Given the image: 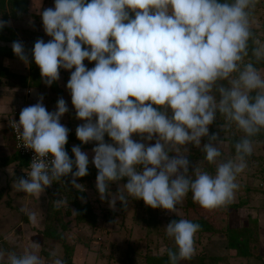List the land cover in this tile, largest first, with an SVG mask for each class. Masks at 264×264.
I'll list each match as a JSON object with an SVG mask.
<instances>
[{
    "label": "clouds",
    "instance_id": "clouds-1",
    "mask_svg": "<svg viewBox=\"0 0 264 264\" xmlns=\"http://www.w3.org/2000/svg\"><path fill=\"white\" fill-rule=\"evenodd\" d=\"M258 3L55 0L54 9L41 13L44 31L52 39L35 42L34 61L49 86L59 79L61 68H74L67 89L77 119L86 121L76 135L82 143L98 142L92 163L98 169L96 187L102 200L109 182L127 177L110 201L113 206L116 199L126 205L130 196L153 209L177 212L189 193L209 211L233 202L238 177L249 166L257 137L264 134V67H258L264 64V41L254 30ZM7 23L0 20V28ZM12 48L27 62L20 41ZM85 60L95 66L88 69ZM39 99L24 107L13 123L23 145L35 153L27 178L13 186L36 197L69 174L80 188L76 178L88 174L89 164L80 146L72 148L74 160L65 150L69 130L60 123L68 111L65 100L60 98L50 113L43 96ZM217 114L223 120V139L209 135ZM105 134L114 143H105ZM133 134L147 141L155 137V143L137 142ZM206 136L204 162L189 174L190 161L181 148L189 143L200 147ZM226 142L234 155L223 158ZM205 163L214 169L209 171ZM20 211L35 223L34 213L26 207ZM200 230L199 223L185 218L166 225V236L175 246L167 249L169 264L194 256ZM39 247L33 242L23 252L0 248V264H45ZM48 257L50 264H65L55 250Z\"/></svg>",
    "mask_w": 264,
    "mask_h": 264
},
{
    "label": "trees",
    "instance_id": "trees-1",
    "mask_svg": "<svg viewBox=\"0 0 264 264\" xmlns=\"http://www.w3.org/2000/svg\"><path fill=\"white\" fill-rule=\"evenodd\" d=\"M90 2V0H89ZM259 13L261 8H256ZM29 12V0H0V20L8 22L10 19L22 20L23 16ZM255 12V14H257ZM134 17V13L131 14ZM254 30L257 36L264 41V27L254 26ZM29 34L21 33V36L18 35L11 27L8 26V23L0 28V41L9 43L11 46H1L0 45V70L3 73L4 78H6V83L10 87L15 88H35L40 87L43 81V78L40 73L39 67L35 64L33 49L34 44L38 39H43L42 33L39 31L31 32ZM15 41H20L24 46V53L28 57V66L29 74L28 76H16L10 72V70L3 65V59H19L21 60L13 51L12 44ZM84 47H87L85 45ZM95 65V62H91ZM258 67H264V64L258 65ZM63 73L65 82L67 84L70 79V74H64L63 69L59 70ZM58 82L54 81L51 84V88L59 89ZM223 123L222 117L217 114V117L213 124L209 125V135L217 133L216 127L220 128V125ZM225 133V132H223ZM239 135V134H237ZM106 137L109 138L107 134ZM258 143L264 145V134H261L257 137ZM78 146L81 149L92 147L91 144L82 143L78 138L75 140ZM71 142V137L67 138V152L71 159H75V156L69 146ZM209 142V137L201 138V146L196 147L194 144L190 143L188 149L187 159L190 161L189 174L194 170L195 166H199L204 162V153L202 147L205 143ZM223 153V158L234 155V149L231 147L230 143H227V148L225 150L221 149ZM13 161H19V170H17L16 177L21 178L22 170L26 164L27 159L20 156L16 151L15 154L10 158ZM209 171L214 169V165H203ZM75 166L73 171H75ZM94 172L93 179H96L98 175V170H92ZM247 177L254 179L255 184L250 183H240V191L238 195V202L231 203L224 207L215 209V210H205L201 208L198 204L194 203L191 198V193L185 198V204L179 206L178 208L183 209L185 217L176 216L173 220H178L179 218H185L192 222L199 223L201 225V230L196 234L195 238V254L190 260L180 261L179 264H230L231 261H238L246 264L248 260L255 258L264 263V255L260 253L259 243L255 239V233L257 229V222L251 221L248 227L246 228H231L228 225L229 222V210L234 209L238 210L242 207L248 206L252 200L260 199L259 196H264V156H259L255 152L252 157L249 159V166L238 178L237 182H242ZM70 184L71 174L67 177H63ZM83 178V177H82ZM243 179V180H242ZM128 178H122L119 181L109 182V184L117 185L119 183H127ZM247 180V179H246ZM86 186L94 187L93 182L84 181ZM56 189L62 192L61 187L57 186ZM67 202L70 206V210H63L56 200H49L47 213L45 220L43 221L44 225L39 233L42 234L44 238V243L42 247V255L48 256V252L53 250L51 248L52 244H58L62 248V252L59 255L61 259L65 261V264H78L75 260V250L77 243L68 239L66 232L68 228L73 223L78 225L86 224L94 227L99 222V216L96 213L94 206L87 200V194L84 190H66ZM118 208L121 211L126 208L125 204L120 202ZM106 214L109 213L108 210H105ZM123 212V211H122ZM116 214V211H113L112 216ZM68 218V220H66ZM73 219V220H72ZM225 220V222H224ZM155 234L163 239L164 241V250L162 254L154 252L153 254L149 253L147 246L144 250L139 253H135L131 246H129L126 253V262L127 264H169L167 249L174 248V243L166 236L165 228L158 229L156 228ZM150 233L146 232V237L148 238ZM210 235H224L227 240V248L235 251L233 255H211L206 249L207 238ZM0 239L2 235L0 234ZM149 239V238H148ZM4 240V239H3ZM52 243V244H51ZM5 246V241L2 243Z\"/></svg>",
    "mask_w": 264,
    "mask_h": 264
},
{
    "label": "rangeland",
    "instance_id": "rangeland-1",
    "mask_svg": "<svg viewBox=\"0 0 264 264\" xmlns=\"http://www.w3.org/2000/svg\"><path fill=\"white\" fill-rule=\"evenodd\" d=\"M49 0H33L32 6L30 5L29 12L30 14L27 16L26 20L23 23H17L18 27L22 26V29H27V32H35L31 30H36L39 28L40 31H44L43 22H42V16L41 13L49 7ZM257 8H261L260 12L255 14V18L257 21V24L254 25L256 27H264V0H259V3L257 5ZM34 28V29H33ZM22 30V31H23ZM30 30V31H29ZM20 33V32H19ZM21 34V33H20ZM46 34V32H45ZM32 34H29L31 36ZM88 62V61H87ZM85 66H88L89 69L93 68L95 65L91 64V62L85 63L83 62ZM21 64V63H18ZM17 63L12 62L11 67L14 68ZM63 69V68H61ZM64 74L68 73L71 75V71H74V68L72 70H65L63 69ZM59 77L61 78L63 76V73L59 71ZM5 81V79H4ZM64 80L61 78L60 82L63 84ZM46 87H50L51 85H47L45 83ZM28 89H31V93H28ZM27 92L25 91L24 95L27 100V106L35 105L36 97L37 95V89L34 88H28ZM51 91V92H50ZM48 95H46V99L42 100L43 103L47 104L52 108L54 111H56L55 107L57 104L51 103L52 101L49 99V96H51L54 91L50 90ZM53 92V93H52ZM55 94V93H54ZM59 95V94H58ZM23 98V97H22ZM39 99V97H38ZM66 105L68 108L73 109L74 107L72 105L71 101L66 100ZM26 106V107H27ZM95 118V117H94ZM13 119V118H12ZM61 118L60 120H62ZM217 134L219 135L220 139H223L226 135L223 133L224 131L221 128H217ZM140 137V136H139ZM141 138V137H140ZM155 140V137L153 138ZM105 143L112 144L114 143L111 138L104 137ZM138 142H143L142 140H139ZM146 145H148L150 142H143ZM155 143V142H154ZM217 143V142H216ZM214 143V145L216 144ZM190 143L183 146L181 148V154H183L185 157H187L188 153V147ZM227 148V142L225 145L221 147V149L225 150ZM187 149V151H185ZM262 152L264 154V149L260 147V144L255 145L254 152L258 154ZM170 155H175V153H170ZM22 170V169H21ZM19 179V178H18ZM77 184H79L81 187L87 188V192H93L92 188H88L85 186V184L79 183L80 181L78 178H76ZM54 186L51 185L46 187L45 190H47V195H40L39 197L36 196H27L24 203H21L19 201H11L10 204L5 205L2 209H0V234H4L5 229H8L12 227L16 220L25 219L27 217V220H29L28 215L21 212L20 209L22 207H26L29 212L35 214V223L34 225L30 224L31 227H42L43 228V221L44 216H46L47 208L49 200H56L57 204L63 208V210H70V206L68 205V202L66 201V190H72L74 189V185L70 182V184L62 177L60 181H53ZM118 185V184H117ZM122 185H125L124 183ZM57 186L61 187L60 193L59 191L55 189ZM110 187H108V192L104 204H96L94 201L92 202L94 205V209L96 213L99 216V222L94 227L86 224L78 225L76 223H73L70 228H68V232H66V235L69 240L75 241L77 243L76 250H75V260L78 264H127L126 262V253L129 248V246L132 247L133 251L135 253H139L140 251L144 250V248L147 246L149 249V253L153 254L154 251H156L155 247L156 244L154 242H158L156 240L158 237L153 235L155 233L156 228L161 229L159 226L167 225L169 222L173 220V218L176 217L175 212H170V214L165 217H160V222L153 221V216L155 215V212L150 210L151 207L140 206L141 205V199L137 202V205L135 206L134 203L129 202V206L123 209L121 211L120 208H118V202H121L119 199H116L114 206L110 203V201L115 198L118 195V192L120 191L119 188H114L112 186H116L114 184H109ZM80 187V188H81ZM97 188V187H96ZM117 190H119L117 192ZM19 192V191H18ZM116 192V193H114ZM20 193L23 196V192L20 191ZM24 197V196H23ZM93 198V197H92ZM9 200H6L5 202H8ZM185 201V200H184ZM12 202H14V206H12ZM184 203V202H183ZM132 205V206H130ZM184 205V204H183ZM135 207V208H134ZM5 210V213L2 214V211ZM105 210H108L109 213L106 214ZM116 211V214L112 216L113 211ZM9 213V214H8ZM6 214V215H5ZM6 218H4V216ZM152 216V217H151ZM146 219V220H145ZM41 221V224L39 221ZM68 220V218H66ZM73 220V219H72ZM24 222V220L22 221ZM25 226L24 230H31L27 224H23ZM23 226V227H24ZM40 229V231L42 230ZM37 231L35 227L31 231ZM9 231V230H8ZM13 231V230H12ZM10 231L9 233H11ZM39 231V230H38ZM146 232L150 233L148 238L146 237ZM5 236V234H4ZM5 241L0 239V248L6 249L4 245L2 244ZM152 241V242H151ZM160 241V240H159ZM160 243V242H159ZM162 246L157 247L160 249ZM58 256L62 252V248L60 245L57 244V248L54 249ZM164 250V248H163ZM209 254L211 255H228V251H224L221 247L217 249L215 252L211 249H208ZM45 256L43 255V259ZM45 260V259H44ZM47 261L45 260V264ZM50 264V262H48ZM185 264V262L183 263ZM231 264H240L236 262H231Z\"/></svg>",
    "mask_w": 264,
    "mask_h": 264
},
{
    "label": "crops",
    "instance_id": "crops-1",
    "mask_svg": "<svg viewBox=\"0 0 264 264\" xmlns=\"http://www.w3.org/2000/svg\"><path fill=\"white\" fill-rule=\"evenodd\" d=\"M32 1L33 0H29V8H30V5L32 6ZM48 3H49L48 8L54 9L55 0H49ZM29 14H30V12H28L26 15H24L22 20L10 19L8 21V26L11 27L20 36H21L20 33H22V32L25 33L26 35L30 34L31 32L28 33L27 29L23 30L22 26L21 27L17 26V23H23ZM31 31L41 32L42 36H43V40L45 43H47L49 40L52 39V37L45 34V32L40 31L39 28L36 30L35 29L31 30ZM0 45L1 46H11V44L1 42V41H0ZM87 61L88 60H85V63L89 62V61L88 62ZM12 62L17 63V65H15L14 68L11 67ZM18 63H21V64H18ZM3 65L5 67H7L12 74H14L16 76H28V74H29L28 61L25 62V61L19 60V59L4 58L3 59ZM86 67L88 68V66H86ZM61 78L64 80L63 84H61V82H60ZM61 78L59 77V79L57 80L58 86H56V87H59V89L54 88L55 90H53L50 87H46L45 86V79L43 78L41 86L34 88V89H37L36 90L37 95H35L36 101L34 104H36L37 102H41L40 99H38V97L40 98V96H43V100L46 99V95H48L50 90L54 91V93H55L54 94L52 92L53 94L51 96H49V99L52 101L51 103L57 104V102L60 98H63L65 101L66 100L71 101V93H70V90L67 89V84L65 82L64 75ZM4 79H5V81H4ZM27 89L28 88L22 89V88L10 87L6 83V78H4L3 73L0 70V209L5 207V205L7 206V204H10L9 202H11V201H19L21 203H24L25 202L24 198L27 197L24 192H23V196H24L23 197L22 194L20 193V191L18 192L17 190H15V188L13 186L19 180L16 177L17 170H19V168H18L19 161L10 160V158L15 154V146H14V141H13L11 130H10V122L12 121V118L16 114L17 110L27 106V104H26L27 100H26L25 95H24L25 91L27 92ZM42 104L48 112H50V113L55 112L52 108H50L51 105L48 106L47 104H45L43 102H42ZM72 108L73 109L68 108V111L61 117L63 119L60 120V123L69 130L67 138L71 137V142L69 144L71 150H72L73 146H77V143L75 141H73V139L75 140L77 138L76 128L79 125H82L86 122L84 120L77 119L76 110L74 107H72ZM55 109L57 110V106L55 107ZM95 119L96 118L93 117L94 122H95ZM132 139L137 141V142L139 140H142L143 142H148L147 140L140 138L139 135H137V134H133ZM149 142H150L149 144H154L155 140L152 139ZM213 143H216V142H213ZM88 144H91L92 147L89 146L88 148L81 149L83 152L87 153L88 158H89V164H88V169H87L88 174L86 176H84L83 178L79 177L78 180L80 181L79 183L83 182V184H84V181L93 182L94 187H90V186L85 185L88 188H92L93 192H87V188H85V187L77 188L75 186L73 187L74 189H72V190H84L87 194V200L92 205H94L92 203L93 201L96 204H104L105 199L102 200L100 198V194L96 188V179L92 178L94 175V172L92 170H98L95 167V165L92 163L94 155H95V153L93 152V148L97 146L98 142L90 141V142H88ZM257 144H260V147L264 149V145L262 143H257ZM67 145L68 144L66 143V145H65L66 152H67V148H66ZM188 149H189V147H188ZM257 155L264 156V154L260 151ZM71 179H72V176H71L70 180ZM238 179L240 180V178H238ZM246 179H244V180L242 179L243 180L242 182L241 181L238 182L239 185H240V183L244 184L246 182L250 183V184H255L253 178L247 177ZM122 184L123 183L121 182L118 185L112 186V187H114L115 189L116 188L121 189L123 187ZM51 186L53 187L54 184L52 183ZM240 189H241V187H239L238 191L236 192L235 199L233 200L232 203L238 202V195H239ZM118 191L119 190H117V192ZM47 193H48L47 190L44 189V191L40 195H45V194L47 195ZM114 193H116V192H114ZM118 194H119V192H118ZM125 195H127V194L125 193ZM106 197H108V196L106 195ZM11 198H12V200H11ZM259 198L260 199L252 200L248 206L242 207L238 210L230 209L229 210L228 225L231 228H246L249 226L251 221H256L257 222V229H256V233L254 236H255L256 241L259 243L260 253L262 255H264V196L260 195ZM6 200H9V201L5 202ZM138 201H139V203L142 202L140 206L144 205L146 207V204L142 199L140 202L139 199L133 198L130 196L127 197L126 207L129 206V202L134 203L136 206ZM183 202L177 206V212H175L176 216L185 217L184 213H183L184 212L183 209L178 208L179 206H182L183 204H185V201H183ZM118 203H120V202H118ZM11 205L14 206L16 204H14V202H12ZM130 206H132V205H130ZM150 210L155 212V215L153 217L151 216L153 218V221H155V222H160L159 221L160 217H163V216L167 217L170 214V211L164 210L162 208H156V209L151 208ZM3 213H5V210L2 211V214ZM5 215H3L4 218H6ZM44 218H45V216H44ZM23 220H24V222H22ZM26 220H27V217L25 219L16 220L15 224L12 227L5 229V232H4L5 236H4V234H2L3 239H5V246L4 247H6L7 250H14L17 252H23V250L25 248L30 247L33 242L38 243L40 246L39 252L43 258L42 247H43V243H44V238H43L42 234L39 233V231L42 227L33 226L37 229V231H35V230L31 231L33 229V227H31L30 224L34 225V223H32L30 220H28V221H26ZM41 221L42 220L39 221L40 224H41ZM224 222H225V220H224ZM23 224H27L31 230H24L25 226ZM159 227L165 228L166 225L159 226ZM10 231H12V232L9 233ZM153 235L157 236L155 233ZM156 240H158V242H154L156 244V247H155L156 251H154V252H157L158 246H162L160 249H158V253L162 254L163 248H164L163 247L164 241H163V239H161L159 237ZM207 240H208L207 244H206L207 251H209L208 249H211V252L212 251L215 252L217 249H219V247H221L222 249H224V251L225 250L228 251L229 255H233L236 253L235 251L228 249L226 247L227 246V240L225 239L224 235H210L207 238ZM52 245H54L51 247V248H53V250L55 248H57L56 244H52ZM58 257H60V256H58ZM44 259L47 261L46 264H48V262H50V259L48 256H45ZM231 262L244 264L242 262H238V261H234V260ZM231 262H230V264H231ZM245 263L246 264H264L262 261L257 260L255 258H252Z\"/></svg>",
    "mask_w": 264,
    "mask_h": 264
},
{
    "label": "built area",
    "instance_id": "built-area-1",
    "mask_svg": "<svg viewBox=\"0 0 264 264\" xmlns=\"http://www.w3.org/2000/svg\"><path fill=\"white\" fill-rule=\"evenodd\" d=\"M32 91L31 89H28V93L30 94ZM23 108H20L19 110H17L16 114L14 115L12 121L10 122V130H11V134H12V138L14 141V146H15V151L22 157L27 159V164L26 166L22 169V175L24 178H27V170H30V164L31 161L33 159V157L35 156V153L33 150L26 148L22 141L19 139V134L17 133V131L15 130V128L13 127V123L14 122H18L19 121V115H20V111ZM22 131V129H21Z\"/></svg>",
    "mask_w": 264,
    "mask_h": 264
}]
</instances>
